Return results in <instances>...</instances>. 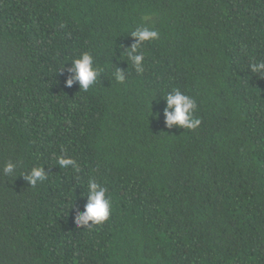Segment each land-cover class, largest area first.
<instances>
[{
  "label": "trees",
  "instance_id": "trees-1",
  "mask_svg": "<svg viewBox=\"0 0 264 264\" xmlns=\"http://www.w3.org/2000/svg\"><path fill=\"white\" fill-rule=\"evenodd\" d=\"M260 61L264 0H0V264H264ZM172 89L199 126L166 125ZM89 177L110 216L77 225Z\"/></svg>",
  "mask_w": 264,
  "mask_h": 264
},
{
  "label": "clouds",
  "instance_id": "clouds-1",
  "mask_svg": "<svg viewBox=\"0 0 264 264\" xmlns=\"http://www.w3.org/2000/svg\"><path fill=\"white\" fill-rule=\"evenodd\" d=\"M137 38V43L130 49V54L138 52L141 42L159 39V33L154 28L148 26L137 27L132 33ZM137 70L142 71L141 61L144 59L143 54L133 55ZM73 79H69L67 84L71 86L73 80L78 81L80 89L87 91L91 85L95 83L98 77V69L93 66V58L89 52H82L78 57L73 60ZM253 72L264 71V61L253 63L250 65ZM116 78L120 81L123 80V75L119 72L116 73ZM167 108L165 109L166 125L172 127L173 125L183 126L187 129H194L200 125V119L196 118L194 113L197 108L196 100L188 94H185L180 89H172L166 94ZM57 163L62 167L73 166L75 164L73 158L60 155L57 157ZM16 165L11 161L7 162L4 166L5 173H13ZM26 178L32 186H35L39 181L47 179V175L43 167L33 166ZM88 202L85 205V210L77 217V225L81 221H93V225H99L109 219L111 209V199L108 197V189L102 186L96 179L89 177L87 181Z\"/></svg>",
  "mask_w": 264,
  "mask_h": 264
}]
</instances>
